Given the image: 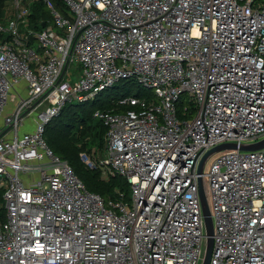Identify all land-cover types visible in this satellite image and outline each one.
<instances>
[{
    "label": "built area",
    "instance_id": "2783aa9c",
    "mask_svg": "<svg viewBox=\"0 0 264 264\" xmlns=\"http://www.w3.org/2000/svg\"><path fill=\"white\" fill-rule=\"evenodd\" d=\"M9 1L0 264H202L200 178L214 222L209 264H264V147L216 152L199 173L215 147L264 139V0ZM37 2L50 15L39 29ZM130 79L152 96L94 112L107 129L100 168L131 184L130 200L106 201L45 130L67 103Z\"/></svg>",
    "mask_w": 264,
    "mask_h": 264
},
{
    "label": "trees",
    "instance_id": "16d2710c",
    "mask_svg": "<svg viewBox=\"0 0 264 264\" xmlns=\"http://www.w3.org/2000/svg\"><path fill=\"white\" fill-rule=\"evenodd\" d=\"M11 13L10 1L0 0V22L8 24ZM49 17L50 15L42 3L37 2L32 6L30 15L32 27L41 28V19ZM123 82L133 84L134 80H123ZM119 83L100 93L94 100L83 103H67L60 114L46 125L45 130V137L51 149L69 161L89 191L101 195L106 201L119 198L122 193L127 200H130L131 184L126 177L117 174L108 175V178H105L99 166L90 167L84 161L82 157L84 150H90L95 146L103 148L106 140L107 129L102 121L94 117V112L98 109H117L121 97L130 95L152 96L150 90H145L140 85L136 94H131L130 91L121 94L116 90L120 88ZM183 103L181 102V106ZM89 133L94 137L88 138ZM3 193L4 188L0 186V218L2 220L6 218Z\"/></svg>",
    "mask_w": 264,
    "mask_h": 264
},
{
    "label": "water",
    "instance_id": "95a60500",
    "mask_svg": "<svg viewBox=\"0 0 264 264\" xmlns=\"http://www.w3.org/2000/svg\"><path fill=\"white\" fill-rule=\"evenodd\" d=\"M264 147V139L260 140L256 143H251V144H241L238 145L236 143H224L222 145H219L215 147L214 149L210 150L208 153L205 154V156L202 158L200 165H199V173L203 171L204 165L207 161V159L214 153L226 150V149H240L244 151H254L258 150ZM200 183V198H201V203H202V208H203V214L205 218V225H206V232H207V244H206V252L204 256V260L202 264H209L211 255H212V250H213V233H214V222L213 218L211 216V211L209 208L207 196L204 192L203 189V180L202 178L199 179Z\"/></svg>",
    "mask_w": 264,
    "mask_h": 264
},
{
    "label": "rangeland",
    "instance_id": "374dc122",
    "mask_svg": "<svg viewBox=\"0 0 264 264\" xmlns=\"http://www.w3.org/2000/svg\"><path fill=\"white\" fill-rule=\"evenodd\" d=\"M45 9L47 10L46 7ZM75 77L76 76L74 75L72 79H75ZM119 86L120 88L116 90L119 91V93L121 94L126 91H130L131 94H136L139 90V84L136 81H134L133 84L122 81L121 83H119ZM35 119H36V115L26 116L24 118V127L22 128V130H28L29 128L32 129ZM92 136L94 137V135H92L91 133L88 134V138ZM105 154H106V140L103 148L95 146L90 150H84L82 152V157L87 165H89L90 167H96L99 166V160L103 158ZM102 171H103V176L105 178H108V174L105 172V170L102 169Z\"/></svg>",
    "mask_w": 264,
    "mask_h": 264
},
{
    "label": "crops",
    "instance_id": "0c3cea01",
    "mask_svg": "<svg viewBox=\"0 0 264 264\" xmlns=\"http://www.w3.org/2000/svg\"><path fill=\"white\" fill-rule=\"evenodd\" d=\"M30 129V128H29ZM23 131V130H22Z\"/></svg>",
    "mask_w": 264,
    "mask_h": 264
}]
</instances>
